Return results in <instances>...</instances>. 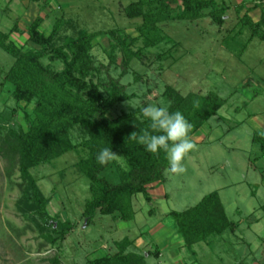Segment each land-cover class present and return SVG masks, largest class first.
I'll list each match as a JSON object with an SVG mask.
<instances>
[{
	"label": "rangeland",
	"instance_id": "374dc122",
	"mask_svg": "<svg viewBox=\"0 0 264 264\" xmlns=\"http://www.w3.org/2000/svg\"><path fill=\"white\" fill-rule=\"evenodd\" d=\"M133 1L0 0V40L9 35L7 41L23 52L37 51L27 33L37 18H44L41 29L48 34L59 18L65 19L59 45L83 29L124 28L137 39L134 50H142L144 57L133 61L131 73L123 79L130 84L128 91L139 96L116 105L111 117L128 112L143 119L141 109L149 104L167 108L168 100L163 96L167 85L183 95L214 92L225 100L223 107L190 136L195 147L185 157V171L172 174L168 168L165 181L149 187L152 201L143 194L134 197L136 216L130 222L97 215L90 224L84 216L91 183L77 165L88 157L83 147L51 164L32 168L38 187L50 198L48 210L53 221L71 226L59 247V242L51 244L45 238L51 228L40 230V219L21 207L28 193L18 143L11 130H27L25 116L29 113L35 117V104L17 101L12 95L13 87L5 77L17 58L0 46V264H51L57 255L61 264H90L103 253L119 251L117 242L126 237L133 241L128 251L161 253L147 255L149 264H264V151L254 141L255 137L264 138V40L260 37L264 26L253 35L257 27L243 19L251 8L256 9L251 14L253 22H259L264 0H216L219 7H228L222 25L211 16L161 22L165 40L149 49L138 31L142 18L130 20L125 15L124 7ZM16 25L18 29H14ZM94 45L96 62L108 65V36L101 35ZM162 54L167 57L157 59ZM117 57L121 67L123 53L118 51ZM43 62L58 70L63 68L62 63L51 64L47 56ZM135 71L142 81H135ZM120 72L118 68L112 74L118 77ZM105 74L94 73L88 79L98 81ZM70 139L78 145L86 136L75 130ZM116 154L126 166L121 153ZM215 191L229 218L240 224L239 229L188 248L171 213L193 207Z\"/></svg>",
	"mask_w": 264,
	"mask_h": 264
},
{
	"label": "trees",
	"instance_id": "16d2710c",
	"mask_svg": "<svg viewBox=\"0 0 264 264\" xmlns=\"http://www.w3.org/2000/svg\"><path fill=\"white\" fill-rule=\"evenodd\" d=\"M228 7H219L216 0H135L124 7L126 17L130 20L142 18L138 26L146 48L159 45L164 39L159 23L168 20H198L211 16L216 23L223 24ZM207 10V11H206ZM255 25L253 35L264 26V13L259 22L245 15ZM44 18H37L27 27L28 41L37 46V51L23 52L12 42L9 35L0 40V46L17 58L15 65L6 75L12 95L17 101L35 104V117L27 114L26 131L11 130L18 143L23 180L26 182L25 195L21 206L33 211L43 224L40 230L51 228L45 238L51 244L63 242L70 233L69 222L53 221L49 214L50 198L38 187L37 179L31 173L32 168L51 164L61 155L83 147L88 157L77 164L85 177L90 180L91 197L86 201L84 216L91 224L97 215L112 216L123 222L135 219L134 197L143 194L152 201L150 185L165 181V172L169 168L165 153L154 155L145 150L143 145L131 139V135L140 134L141 129L149 128L150 122L139 119L134 113L111 117L110 112L116 105L136 99L137 92H129V85L123 79L131 73V65L137 58L143 59L142 50H134L137 41L124 28L108 31L81 30L77 36L65 37V42L58 44L61 29L65 24L63 17L54 24L48 34L42 30ZM14 29H18L17 25ZM264 33V30H262ZM109 38V64L97 63L93 54L94 42L101 35ZM264 40V34L260 35ZM118 51L123 53L121 67L118 65ZM47 56L50 63L63 64L58 70L43 62ZM162 54L157 59H165ZM121 68L118 77L112 72ZM162 69V68H161ZM113 70V71H112ZM105 78L94 81L88 79L94 73ZM136 82L142 81L137 71L133 72ZM107 77V78H106ZM163 96L168 100L170 112L181 111L192 124L190 136L215 116L223 107L225 100L216 93L205 95L191 92L183 95L171 85L165 87ZM86 93V97L83 93ZM79 130L86 136L81 144L71 141V133ZM264 151V138L255 137ZM104 147H112L115 153H121L126 166L110 162L99 165L97 153ZM264 211V205L262 206ZM178 232L184 237L188 248L193 249L199 242H208L212 237L226 231L236 233L240 224L231 220L217 191L204 196L195 206L184 211H173ZM57 222V228L54 227ZM133 241L126 237L117 242L119 251L103 253L91 260L90 264H149L147 255L160 256V252L148 251L137 253L128 251ZM51 264H61L60 255L51 259Z\"/></svg>",
	"mask_w": 264,
	"mask_h": 264
},
{
	"label": "clouds",
	"instance_id": "9594fccd",
	"mask_svg": "<svg viewBox=\"0 0 264 264\" xmlns=\"http://www.w3.org/2000/svg\"><path fill=\"white\" fill-rule=\"evenodd\" d=\"M143 117L149 122V128L141 129L139 135L134 133L131 139L143 145L145 150L154 155L165 153L172 174L185 171L184 160L195 147L190 138L192 124L181 111L170 112L159 104H149L141 109ZM112 147L102 148L96 155L99 165L110 162L121 163Z\"/></svg>",
	"mask_w": 264,
	"mask_h": 264
},
{
	"label": "crops",
	"instance_id": "0c3cea01",
	"mask_svg": "<svg viewBox=\"0 0 264 264\" xmlns=\"http://www.w3.org/2000/svg\"><path fill=\"white\" fill-rule=\"evenodd\" d=\"M244 3V2H243ZM257 9H258V7H256ZM254 10H256V9H249V10H247L246 11V14H248V15H250V17H251V14H252V12L254 11ZM252 18V17H251ZM261 18V17H260ZM261 20V19H260ZM258 22V21H257Z\"/></svg>",
	"mask_w": 264,
	"mask_h": 264
}]
</instances>
